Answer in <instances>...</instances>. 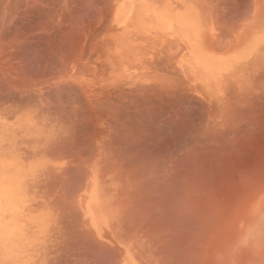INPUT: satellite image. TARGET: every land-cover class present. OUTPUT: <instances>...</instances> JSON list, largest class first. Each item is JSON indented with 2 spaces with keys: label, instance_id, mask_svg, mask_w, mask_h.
<instances>
[{
  "label": "rangeland",
  "instance_id": "374dc122",
  "mask_svg": "<svg viewBox=\"0 0 264 264\" xmlns=\"http://www.w3.org/2000/svg\"><path fill=\"white\" fill-rule=\"evenodd\" d=\"M117 1L0 0V131L8 137L4 144L25 150L20 158L33 168L21 182L18 166L5 172L18 162L12 147L0 149V240H42L46 172L67 174L68 188L82 184L88 194L98 174L122 214L129 205L151 212L157 204L158 239L149 234L153 223L140 225L137 252L145 264H264V205L240 240H196L193 225L218 197L248 191L243 168H258L264 159L254 147L264 144V125L247 115L264 110V69L249 59L252 44L227 53L237 49L236 19L242 16L244 27L253 19L251 0H243L241 16L240 6H224L226 29L213 36L218 54L194 51L189 59L186 46L162 37L138 14L115 19L124 7ZM251 31L244 30L243 40ZM226 108L236 115L230 121L222 117ZM44 148L47 168L35 171ZM202 154L206 180L188 193L191 179L172 181L165 169L172 159L185 163Z\"/></svg>",
  "mask_w": 264,
  "mask_h": 264
},
{
  "label": "crops",
  "instance_id": "0c3cea01",
  "mask_svg": "<svg viewBox=\"0 0 264 264\" xmlns=\"http://www.w3.org/2000/svg\"><path fill=\"white\" fill-rule=\"evenodd\" d=\"M231 3L240 6L236 12L241 16L243 0H118L117 4L124 6L123 11L118 12L117 7L114 13L119 21L125 20L128 14L130 19L133 14H138L139 19L151 23L162 37L186 46L189 59L194 51L218 54L214 46L220 42L213 36L226 29L222 13L224 6ZM250 4L253 6V19L245 27L242 16L236 19L233 44L237 49L227 53L252 44L254 47L249 52V59L256 58L251 63H255L256 68L264 69V26H259L260 16L264 14V0H251ZM246 29L252 31L248 40H243ZM196 38L198 41L195 44ZM11 128L27 129L14 125ZM6 137L0 131V149L12 147L18 162L5 172L12 173L13 168L18 166L16 174L21 182L31 179L33 168L28 166L30 162L20 158L25 150L21 147L22 154L12 145L4 144L8 139ZM43 161L42 167L37 166L35 171L47 168L46 148ZM67 177L65 173L46 172V215L43 214L42 229L37 233L38 239L42 240H0V264H145L142 254L137 252L141 240L140 225L146 221L153 223L154 233L150 231L149 234L154 236V240L158 239L157 222L161 223L162 215L157 210V204L151 212L150 209L139 211V205H132L122 214L116 207L114 195L100 185L98 174L92 195L88 194V189L84 192L82 184L76 183L68 188L64 183ZM174 222L176 225L175 219ZM120 223L125 225L120 228ZM161 233L160 229V240ZM158 259L162 260V257Z\"/></svg>",
  "mask_w": 264,
  "mask_h": 264
},
{
  "label": "bare ground",
  "instance_id": "6f19581e",
  "mask_svg": "<svg viewBox=\"0 0 264 264\" xmlns=\"http://www.w3.org/2000/svg\"><path fill=\"white\" fill-rule=\"evenodd\" d=\"M220 82V81H219ZM208 83V82H207ZM209 87V86H208ZM257 88V87H256ZM217 89V88H216ZM258 90V88H257ZM263 91V90H262ZM250 92V90H249ZM248 92V93H249ZM247 93V94H248ZM256 96V95H255ZM260 96V95H259ZM258 96V97H259ZM237 97V95H236ZM264 97V96H263ZM262 97V98H263ZM235 98V97H234ZM233 98V99H234ZM238 99V98H236ZM250 99V98H249ZM248 99V100H249ZM257 99V98H256ZM259 99V98H258ZM235 100V99H234ZM239 100V99H238ZM246 100V99H245ZM247 100V101H248ZM254 100V99H253ZM229 101V100H228ZM242 101V100H241ZM221 102V101H219ZM231 102V100H230ZM239 102V101H238ZM246 103V101H244ZM237 103V102H236ZM243 103V102H241ZM226 104V103H224ZM235 104V103H234ZM206 105V104H205ZM228 105V104H227ZM231 105V103H230ZM240 105V104H239ZM249 105V104H247ZM246 105V106H247ZM252 105H254L252 103ZM256 105L258 107V104L256 102ZM264 105V103L262 104V106ZM223 106V104H222ZM220 106V107H222ZM235 106V105H234ZM233 106V107H234ZM238 106V105H237ZM235 106V107H237ZM244 106V105H242ZM224 107V106H223ZM227 107V106H225ZM260 107V106H259ZM228 108V107H227ZM227 108L226 110L222 113V117L226 120H232L234 115H235V112H233V115L231 113H228L227 112ZM232 108V107H231ZM247 108V107H246ZM236 110V108H234ZM230 109H228L229 111ZM239 110V109H238ZM242 110V109H241ZM246 110V109H245ZM259 108L257 109V111H254V112H250L248 115L249 118H254V123H262L264 125V110L260 109L259 111ZM262 110V111H261ZM231 111V110H230ZM229 111V112H230ZM232 112V111H231ZM238 113V112H237ZM236 113V114H237ZM243 114V113H242ZM239 115V113H238ZM236 116V115H235ZM241 116V115H240ZM258 116V117H257ZM232 119H231V118ZM244 117V116H243ZM30 120V117L29 115H26V118H25V121H29ZM242 121V120H241ZM240 121V122H241ZM251 121V120H250ZM234 122V121H233ZM232 122V123H233ZM239 122V121H238ZM243 122V121H242ZM225 123V122H224ZM228 123V122H226ZM241 124V123H240ZM246 125V124H245ZM252 125V124H251ZM234 127V126H233ZM254 127V125H253ZM260 127V126H259ZM147 129V128H146ZM262 129V127H261ZM144 130V129H143ZM148 130V129H147ZM257 130V129H255ZM263 132H264V129H262ZM262 130H260L262 132ZM223 132V131H222ZM264 134V133H263ZM134 135V134H133ZM155 135V134H154ZM250 135V134H249ZM259 135V134H258ZM148 136V135H147ZM214 136V135H213ZM238 136V135H237ZM262 136V135H261ZM138 137V136H137ZM258 137H256L257 139ZM224 139V138H223ZM255 139V138H254ZM263 139V137H262ZM239 140V139H237ZM258 140H256L257 142ZM264 141V140H263ZM167 144H169L168 142H166ZM166 144V146H167ZM236 144V143H235ZM258 144V143H257ZM262 144V143H261ZM162 145V144H161ZM219 145V144H218ZM244 145V144H243ZM165 146V148H166ZM150 147V146H149ZM169 147V146H168ZM250 147V146H249ZM257 151V157L261 154L264 155V144L263 146H260L257 145V146H254ZM161 148V147H160ZM219 148V147H218ZM167 149V148H166ZM219 150V149H218ZM243 150H244V147H243ZM255 150V149H253ZM261 150H263V152H260ZM227 151V150H226ZM235 151V150H234ZM247 151V150H246ZM166 152V151H165ZM213 152V151H212ZM252 152V150H251ZM188 153V152H187ZM216 153V152H215ZM240 153V152H239ZM249 153V152H248ZM146 154V153H145ZM163 154V153H162ZM221 154V153H220ZM232 154V153H231ZM253 154V152H252ZM205 155V153H204ZM204 155L202 154L201 155V158H195L194 160H188L186 161L185 163H180L181 160L183 159H180V158H177V159H172L170 160L168 166H167V170L165 169L166 173L170 174L169 175V178L170 180L176 182L177 179H191L189 180V183L186 184V189L187 190H184V191H188L189 193V190H191L189 188V186L191 185V187H196L198 188V184L200 185V181L202 180H206V177H207V167H206V156L204 157ZM161 156V155H160ZM234 156V154L232 155ZM247 156V155H246ZM164 157V156H163ZM194 157V156H193ZM224 157V156H223ZM253 157V156H252ZM256 157V159H257ZM162 158V157H161ZM192 158V157H191ZM180 159V160H179ZM209 159V158H208ZM218 159V158H217ZM259 159V158H258ZM139 160V159H138ZM210 160V159H209ZM208 160V161H209ZM224 160V159H223ZM226 160V159H225ZM235 160V159H234ZM237 160V159H236ZM184 161V160H183ZM251 161V160H250ZM258 161V160H257ZM262 160L260 159V162ZM155 162V160H154ZM162 162V161H161ZM221 162V161H220ZM248 162V161H247ZM253 162V160L251 161ZM255 162V160H254ZM264 162V159L263 161ZM261 162V163H262ZM7 163V162H6ZM216 163V162H215ZM237 163V162H236ZM260 163V164H261ZM209 164V163H208ZM212 164V162H211ZM259 164V162H258ZM257 165L258 168H256L255 166L253 167V164H249L248 166H246V168H243L244 171H246V173L243 171L244 174L247 175V178H249V180L247 178H245V176L243 177V179H247L248 181L247 184H244L246 185L245 189L248 188V191H245V190H242L240 192V194L236 197V195L234 197H232L231 193L229 195V198H225V197H222V198H219L218 199H215L213 202H214V205L212 208H209L207 210L204 209V211L201 213V212H198L199 214H202L199 215L198 213V217L195 218L194 220L197 221L196 224L192 223L195 227V231L199 234L197 235L196 232L195 235H197L198 239L196 240H240V235L244 234L245 232V229L246 227L249 225V224H252L253 221L256 219L255 217H262V208H263V205H264V163L263 165ZM155 165V164H154ZM166 165V164H165ZM255 165V164H254ZM210 166V165H209ZM213 166V165H212ZM232 166V165H231ZM148 167H149V164H148ZM219 167V166H217ZM229 167V166H228ZM237 167V166H236ZM215 168V167H214ZM222 168V167H221ZM234 168V166H233ZM209 169V168H208ZM211 169V168H210ZM214 170V169H213ZM234 170H237V169H234ZM210 171V170H209ZM238 171V170H237ZM230 172V171H229ZM119 173V172H118ZM240 173V172H239ZM236 174V173H235ZM241 174H242V171H241ZM130 175V174H129ZM209 175V174H208ZM200 176H203V177H200ZM239 176V174H238ZM227 179V178H226ZM239 179V178H238ZM242 179V178H241ZM168 180V179H167ZM179 181V180H178ZM15 182V181H14ZM203 182V181H202ZM245 182V183H246ZM144 183V182H143ZM172 183V182H171ZM152 184V183H151ZM154 184V183H153ZM179 184V183H178ZM184 184V183H183ZM92 189L90 190V194H93L95 192V181L93 180L92 181ZM173 185V184H171ZM185 185V184H184ZM205 185V184H204ZM180 186V185H179ZM169 188V186H168ZM176 188V187H175ZM192 188V190H193ZM204 188V187H203ZM214 188V187H213ZM219 188V186H218ZM174 188H172V191H173ZM179 189V187H178ZM176 189V190H178ZM242 189V188H241ZM175 190V189H174ZM181 190V189H180ZM197 191V189H195ZM199 191V190H198ZM202 190H200V193L196 192L198 195H196L197 198H199V202H200V198H204V194L201 193ZM217 191V190H216ZM136 192V191H135ZM154 193V192H153ZM169 193V192H168ZM221 193V192H219ZM201 194V195H199ZM135 195V194H134ZM191 195V194H190ZM234 195V194H233ZM178 196V195H177ZM222 196V194H221ZM224 196V195H223ZM242 196V197H241ZM173 197V196H172ZM157 198V197H156ZM159 199V198H158ZM172 199V198H171ZM201 199V200H202ZM240 199V200H239ZM161 200V198H160ZM176 201V200H175ZM173 201V202H175ZM178 201V200H177ZM135 202V201H134ZM153 202V201H152ZM182 202V201H181ZM211 202V201H210ZM212 202V203H213ZM187 203V202H186ZM125 205V204H123ZM175 205V204H174ZM176 205H179L178 203H176ZM181 205V203H180ZM211 205V204H210ZM209 205V207H210ZM237 205V206H236ZM130 206V205H129ZM136 206V205H135ZM191 206V204H190ZM195 206V205H194ZM123 207V206H122ZM132 207V206H131ZM139 207V206H138ZM177 206H175L176 208ZM181 207V206H180ZM234 215L231 216V211L232 209H234ZM134 208V207H133ZM177 209V208H176ZM128 209H126L127 211ZM133 210V209H132ZM140 210V209H139ZM198 210V209H197ZM168 211V210H167ZM125 212V211H124ZM238 212V213H237ZM127 213V212H126ZM178 213V212H176ZM175 213V215L177 216V214ZM128 214V213H127ZM137 214V213H136ZM173 215V214H172ZM256 215V216H255ZM128 216V215H127ZM134 216V215H133ZM186 216V214H185ZM255 216L253 219L252 217ZM140 217V216H139ZM178 217V216H177ZM235 217V218H234ZM130 218V216H129ZM183 218V217H182ZM233 218L235 219V223L233 221ZM125 219V218H124ZM157 219V218H156ZM175 221L177 220L175 217H174ZM174 219H172L174 221ZM197 219V220H196ZM131 220V219H130ZM135 220V219H134ZM138 220V219H137ZM169 220V219H168ZM172 221V223H173ZM125 222V221H124ZM128 222V221H127ZM147 222V221H146ZM153 222V221H152ZM177 222V221H176ZM193 222V221H192ZM159 224H162L159 222ZM125 225V224H124ZM128 227V226H127ZM145 228V226H143ZM158 227V226H157ZM177 227V226H176ZM193 229V228H192ZM127 231V230H126ZM144 231V230H143ZM177 231V230H176ZM187 231V230H186ZM192 232V233H193ZM137 233V232H136ZM184 233V232H183ZM178 234V233H177ZM183 235V234H182ZM167 236V235H166ZM164 237V236H163ZM189 237V236H188ZM194 237V236H192ZM170 238V237H169ZM174 239V237H173ZM187 239V238H186ZM189 239V238H188ZM180 240V239H179ZM176 241V240H175ZM192 241V239H191ZM194 241V240H193ZM199 242V241H197ZM204 243V242H203ZM183 244V243H182ZM187 244V242H186ZM194 244V243H193ZM200 243H198L199 245ZM202 244V243H201ZM206 244V242L204 243ZM197 245V244H196ZM197 245V246H198ZM191 246V245H190ZM193 246V245H192ZM178 247V246H177ZM180 247V246H179ZM205 247V246H204ZM203 247V248H204ZM173 249H176L173 247ZM178 250V249H177ZM188 250V249H187ZM176 251V250H174ZM166 252V251H165ZM172 253V252H171ZM183 253V252H182ZM189 253V252H188ZM195 253V252H194ZM179 255V254H178ZM191 255V254H190ZM189 255V256H190ZM196 255V254H195ZM163 256V255H162ZM196 258V257H195ZM190 259V258H189ZM201 259V258H200ZM192 260V259H191ZM208 260V259H207ZM211 260V259H210ZM177 261V260H176ZM194 261V260H193ZM197 261V260H196ZM187 262V261H186ZM195 262V261H194ZM170 263V262H169ZM173 264V263H172ZM183 264V263H182ZM188 264V263H187ZM207 264V263H206ZM208 264H210V262H208Z\"/></svg>",
  "mask_w": 264,
  "mask_h": 264
}]
</instances>
